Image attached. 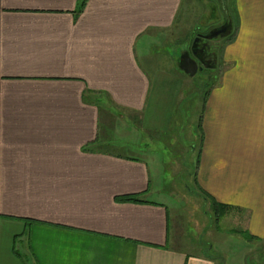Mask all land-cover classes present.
<instances>
[{"label": "crops", "instance_id": "obj_1", "mask_svg": "<svg viewBox=\"0 0 264 264\" xmlns=\"http://www.w3.org/2000/svg\"><path fill=\"white\" fill-rule=\"evenodd\" d=\"M183 4L0 0V264H211L176 247L146 162L101 148L120 112L146 139L170 131L186 74L171 55L151 67L144 39L182 38ZM230 4L196 186L264 245V0Z\"/></svg>", "mask_w": 264, "mask_h": 264}, {"label": "rangeland", "instance_id": "obj_2", "mask_svg": "<svg viewBox=\"0 0 264 264\" xmlns=\"http://www.w3.org/2000/svg\"><path fill=\"white\" fill-rule=\"evenodd\" d=\"M230 2L231 0H190L187 3L184 0L178 25L181 31L176 32L182 38L176 43H165L157 34L145 37V47L150 49L151 62L156 61L149 62L150 66L157 65L159 59L156 57L161 55H171L178 59V64L184 62L182 56H189L198 68L213 67L220 76L222 60L219 58V51L225 45L224 41L233 25L232 20L229 23L225 20L226 11L232 10ZM215 32L220 33L214 36ZM173 37L168 32L165 38ZM193 42H197L195 48ZM208 49L212 51L210 53L214 59L211 63L200 53L201 50ZM215 49L217 52H213ZM200 56L203 57L202 62ZM208 72L210 71H197L193 77L184 75L183 90L175 110L173 125L165 136L158 140L146 139L134 129L133 121L129 119L133 115L120 112L123 117L113 131H110L111 141L102 142L101 148L118 155L135 158L138 155L146 162L151 185L158 187L160 200L167 205L170 213L178 249L194 256L204 254L211 264H264V245L249 243L237 218L226 214L225 210H217L195 183L200 141L198 124L203 95L213 82ZM141 150L143 153H140Z\"/></svg>", "mask_w": 264, "mask_h": 264}, {"label": "trees", "instance_id": "obj_3", "mask_svg": "<svg viewBox=\"0 0 264 264\" xmlns=\"http://www.w3.org/2000/svg\"><path fill=\"white\" fill-rule=\"evenodd\" d=\"M83 2V1H82ZM227 12V16H225V20L229 23L231 20L233 21V19H232V10L229 12V10H227L226 11ZM229 13V14H228ZM234 32H235V28H233V25H231V27H230V29H229V34H228V36H227V38H226V40L224 41V42H230L232 39H233V37H234ZM196 44H197V42H193V47L195 48L196 47ZM200 53H201V55L202 56H204L205 58H206V60H207V62H208V60H209V62L211 63L212 61H214V59H213V57L211 56V54L209 55L208 53H207V51H203V50H201L200 51ZM204 58V59H205ZM206 60H205V62H206ZM207 71H210V72H208V74H209V77L210 78H213V82L211 83V84H209L208 85V87H207V91L204 93V95H203V101H202V109H203V107H204V102H205V98L207 97V95H208V93H209V91H210V89L216 84V82L219 80V78H220V76H218V70H215L213 67H209L208 69H206V68H204L203 70H202V73H205V72H207ZM211 74H212V76H211ZM214 75V76H213ZM198 130H199V133H200V141H199V150H198V154H197V160H196V173H197V166H198V163H199V156H200V148H201V140H202V132H201V117H200V120H199V124H198ZM196 173H195V183H196ZM199 190V189H198ZM202 194H203V196H205V194L201 191V190H199ZM207 199H210V198H208L207 196H205ZM116 200H118L119 202H129V203H142V201H140L139 200V198H138V195H130V196H124V197H120V198H118V199H116ZM211 201V203L213 204V206L215 207V208H217V210H225L222 206H219L218 204H215V202H213L212 200H210ZM27 262V260L26 259H24V263H26Z\"/></svg>", "mask_w": 264, "mask_h": 264}, {"label": "water", "instance_id": "obj_4", "mask_svg": "<svg viewBox=\"0 0 264 264\" xmlns=\"http://www.w3.org/2000/svg\"><path fill=\"white\" fill-rule=\"evenodd\" d=\"M220 32H215L213 35L216 36ZM181 59H185L184 62L181 61L180 63V70L188 75L189 77H193L196 72H202L203 68L202 67H197V64L194 60L190 59L189 56H182Z\"/></svg>", "mask_w": 264, "mask_h": 264}, {"label": "flooded vegetation", "instance_id": "obj_5", "mask_svg": "<svg viewBox=\"0 0 264 264\" xmlns=\"http://www.w3.org/2000/svg\"><path fill=\"white\" fill-rule=\"evenodd\" d=\"M190 55H191V54H190ZM191 57H192V56H191ZM200 57H201V56H200ZM196 58H197V59H200L198 55H196ZM197 59H196V60H197ZM202 60H203V57H201V62H202Z\"/></svg>", "mask_w": 264, "mask_h": 264}]
</instances>
